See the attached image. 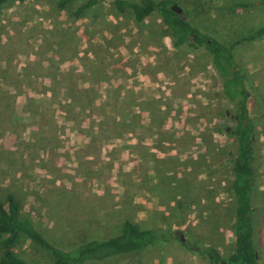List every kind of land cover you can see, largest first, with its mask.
I'll return each mask as SVG.
<instances>
[{
  "label": "rangeland",
  "instance_id": "374dc122",
  "mask_svg": "<svg viewBox=\"0 0 264 264\" xmlns=\"http://www.w3.org/2000/svg\"><path fill=\"white\" fill-rule=\"evenodd\" d=\"M58 1H10L0 13V191L17 192L36 228L64 249L118 235L125 220L172 235L91 264H213L183 242L226 259L235 110L206 52L176 49L157 14L137 23L99 0L75 15L87 0ZM173 1L193 27L232 46L253 84L264 264V32L235 44L264 29V0ZM14 250L26 264H52L25 237Z\"/></svg>",
  "mask_w": 264,
  "mask_h": 264
},
{
  "label": "trees",
  "instance_id": "16d2710c",
  "mask_svg": "<svg viewBox=\"0 0 264 264\" xmlns=\"http://www.w3.org/2000/svg\"><path fill=\"white\" fill-rule=\"evenodd\" d=\"M24 0H0V13L10 2ZM75 0H59L57 5L64 8ZM99 0H87L76 8L75 15L83 10L96 7ZM115 9L122 13L130 11L134 21L144 22L152 14H157L170 34L172 45L176 49L195 52L202 49L206 52L213 70L216 72L222 88L221 94L234 106L235 153L231 156L232 182L231 189L234 196V224L235 243L232 253L224 260L218 249L212 246L189 245L183 246L191 251L204 255L213 264H261L257 247V238L261 228L256 220L260 204L258 174L254 167V142L257 136L256 127L248 109L249 90L253 84L244 70L236 61L232 46L216 40L193 27L187 16L182 19L172 9L173 0H114ZM249 3L241 6H249ZM264 32L261 28L253 35L240 38L248 41L259 38ZM171 234H165L155 229L142 230L137 223L125 220L118 235L107 238H93L76 244L72 249H64L52 244L22 208V201L13 190L0 191V247L2 255L0 264H26L14 250L21 237H25L32 244L48 251L52 256V264H91L101 263L109 259L133 254L159 241H167Z\"/></svg>",
  "mask_w": 264,
  "mask_h": 264
},
{
  "label": "water",
  "instance_id": "95a60500",
  "mask_svg": "<svg viewBox=\"0 0 264 264\" xmlns=\"http://www.w3.org/2000/svg\"><path fill=\"white\" fill-rule=\"evenodd\" d=\"M173 11H175L177 14H179V16L184 19V13L182 11V9L180 7H178L177 5H173L172 6ZM248 104V109H249V102ZM178 233V232H177ZM181 241H183V238L181 237ZM221 264H225V262H222Z\"/></svg>",
  "mask_w": 264,
  "mask_h": 264
}]
</instances>
